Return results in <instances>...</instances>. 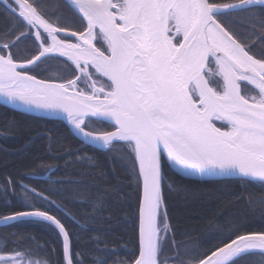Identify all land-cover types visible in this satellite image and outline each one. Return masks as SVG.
I'll return each mask as SVG.
<instances>
[{"label": "snow or ice", "instance_id": "1", "mask_svg": "<svg viewBox=\"0 0 264 264\" xmlns=\"http://www.w3.org/2000/svg\"><path fill=\"white\" fill-rule=\"evenodd\" d=\"M5 3L27 29L15 40L0 43V96L5 103L63 114L84 146L112 151L117 144L126 145L133 165H138L139 254L123 264H167L164 247L177 244L163 206L165 157L188 176L253 178L264 186V52L260 58L250 54L252 46L241 43L221 22L234 12H245L241 21L264 41V0H66L79 17L83 30L78 32L58 26L40 0H12L15 7ZM28 36L39 50L19 62L11 49ZM48 58H65L79 74L66 83L29 75L33 65ZM242 84L252 85L257 95L245 94ZM86 118L105 120L113 130L86 131ZM216 122L227 127L219 128ZM65 147L76 162L95 166L83 147ZM35 167L49 175V183L39 190L22 179L5 177L3 195H16V187H21L25 210L0 215V224L43 225L59 245L60 264H84L85 255L92 264H107L106 258L93 254L109 250L100 247L105 241L90 237L93 247L82 254L72 225L79 224L81 216L102 218L103 193L114 189L97 193L91 213H82L75 205L84 202V192L73 186L84 181L52 179L59 167L42 161ZM226 228L228 243L206 259L184 261L177 253V264H236L257 252L264 257V230L244 233L232 220ZM12 235L20 239L11 241L15 247H0V264H50L25 246L34 239L30 234Z\"/></svg>", "mask_w": 264, "mask_h": 264}, {"label": "trees", "instance_id": "2", "mask_svg": "<svg viewBox=\"0 0 264 264\" xmlns=\"http://www.w3.org/2000/svg\"><path fill=\"white\" fill-rule=\"evenodd\" d=\"M40 2L47 9L49 18L58 20V26L70 27L77 32L83 30L79 17L65 0ZM246 15L245 12H234L230 18H221V22L233 31L241 43L252 46L250 54L260 58V54L264 52V41L259 39L258 34H253L246 22L241 21ZM26 31L0 1V43L15 40L21 32ZM97 46L101 45L97 43ZM38 50L37 43L28 36L21 38L11 52L19 62H23L36 55ZM32 67L30 74L62 83L74 79L78 74L65 58L44 59L43 63ZM241 87L245 94L257 95V91L249 84H242ZM86 124V130L94 133L113 129L110 124L94 119H87ZM65 146L73 149L83 147L84 153L94 157L95 166H89L87 161L76 162L74 156L65 154ZM69 160L73 162L66 164ZM41 161L45 165L59 167L58 171L51 173L52 179L71 177L85 182L73 186L84 192L81 197L84 202L75 205L82 213H91L90 204L97 193L114 189L103 193L104 210L98 214L102 218L92 219L89 216L85 220L81 216L78 217L80 223L72 225L80 237L82 254L93 247L90 237H100L105 241L100 247L109 250L93 254L101 259L106 258L107 264H123L124 261H132L137 257L141 180L138 166L133 165V157L127 146L117 144L112 151L84 146L65 122L19 113L0 104V186L5 184V177H10L13 180L22 179L25 185L39 190L49 183L46 169L35 167ZM25 172L30 173L26 178L22 176ZM163 174V206L167 208V220L171 225V232L175 233L177 244L165 245L162 258H167L171 264H177L174 259L177 253L184 261L200 260L217 246L228 242L227 221H238L243 226L244 233L264 230V186L260 182L239 178L199 181L176 174L166 164H163ZM15 191L16 195L9 193L5 197L0 189V215L25 210L21 187H16ZM53 199L57 197L54 196ZM15 232L30 234L34 238L25 246L38 252L35 258L48 259L50 264H60L62 256L59 245L54 235L43 225L27 221L1 226L0 247L5 243L9 247H15L11 241L20 239L19 236L12 235ZM112 249L115 251H111ZM84 264H92L87 255ZM236 264H264V257L253 253L241 257Z\"/></svg>", "mask_w": 264, "mask_h": 264}, {"label": "water", "instance_id": "3", "mask_svg": "<svg viewBox=\"0 0 264 264\" xmlns=\"http://www.w3.org/2000/svg\"><path fill=\"white\" fill-rule=\"evenodd\" d=\"M5 6H6V3H5V0H0ZM12 0H7V4H12L11 2ZM66 1V0H65ZM13 7H15L13 4H12ZM73 31V30H72ZM63 36V35H61ZM75 40V39H73ZM76 42V40H75ZM73 42V43H75ZM29 75H32L29 73ZM38 78V77H37ZM38 79H41V78H38ZM44 80V79H42ZM51 82H56V81H51ZM56 83H62V82H56ZM250 85V84H249ZM251 87H253L252 85H250ZM254 88V87H253ZM255 89V88H254ZM256 90V89H255ZM257 91V90H256ZM0 104L5 106V107H8L16 112H19V113H24V114H28V115H32V116H38V117H43V118H49V119H55V120H60V121H63L67 124V126L71 129V125L68 124V122L66 121V119L64 118L63 114H50V113H46V112H43V111H38V110H33V111H28V110H25V109H22V108H19V107H16L12 104H8V103H5V98L3 96H0ZM89 119V118H86V120ZM94 120H99V121H102V122H105V123H108L107 121L105 120H100V119H95V118H92ZM85 120V121H86ZM224 123V122H223ZM110 124V123H108ZM111 125V124H110ZM112 126V125H111ZM217 126V125H216ZM218 127V126H217ZM220 128V127H219ZM86 130V129H85ZM113 130V129H112ZM110 130V131H112ZM72 132H74V130L71 129ZM88 131V130H86ZM94 133V132H93ZM78 137V136H77ZM81 141H82V138L78 137ZM164 164L167 165L168 168H170L173 172H175L176 174L182 176V177H185V178H189V179H194V180H199V181H209V180H219V179H227V178H221V177H199V176H188L186 174H184L183 172H181L180 170H178L175 166H173L171 164L170 161H167V158L165 157L164 158ZM138 166V165H137ZM228 178H237V177H228ZM248 180L250 181H255V182H260L258 180H254L253 178H248ZM261 183V182H260ZM141 200H142V181H141V194H140V202H139V207H140V203H141ZM1 226H5L3 224H0V227ZM138 239H139V211H138ZM229 242V241H228ZM226 242V243H228ZM223 246V245H221ZM216 249L212 250V251H215ZM211 251V252H212ZM211 252H209L203 259H206L207 256L211 255ZM258 253V252H257ZM138 254H139V249H138ZM138 256V255H137Z\"/></svg>", "mask_w": 264, "mask_h": 264}, {"label": "flooded vegetation", "instance_id": "4", "mask_svg": "<svg viewBox=\"0 0 264 264\" xmlns=\"http://www.w3.org/2000/svg\"><path fill=\"white\" fill-rule=\"evenodd\" d=\"M11 2V1H10ZM14 5V4H13ZM15 6V5H14ZM61 39H64L62 36L60 37ZM71 42H75V40H72ZM216 125L222 129H225L227 126L223 122H216Z\"/></svg>", "mask_w": 264, "mask_h": 264}, {"label": "rangeland", "instance_id": "5", "mask_svg": "<svg viewBox=\"0 0 264 264\" xmlns=\"http://www.w3.org/2000/svg\"><path fill=\"white\" fill-rule=\"evenodd\" d=\"M78 74H79V73H78ZM78 74H77V75H78ZM93 79H98V77H95V76H94ZM65 83H66V82H65ZM79 87H80V88H83L84 85H83V84H80ZM85 123H86V121H85ZM167 264H171V263H170L169 261H167Z\"/></svg>", "mask_w": 264, "mask_h": 264}]
</instances>
